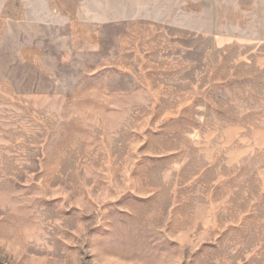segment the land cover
I'll use <instances>...</instances> for the list:
<instances>
[{"label":"rangeland","instance_id":"rangeland-1","mask_svg":"<svg viewBox=\"0 0 264 264\" xmlns=\"http://www.w3.org/2000/svg\"><path fill=\"white\" fill-rule=\"evenodd\" d=\"M0 264H264V0H0Z\"/></svg>","mask_w":264,"mask_h":264}]
</instances>
